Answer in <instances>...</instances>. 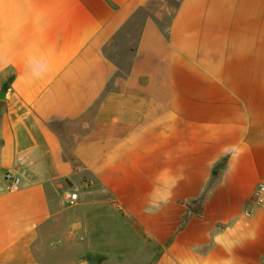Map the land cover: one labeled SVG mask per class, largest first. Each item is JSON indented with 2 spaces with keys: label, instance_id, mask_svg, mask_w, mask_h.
Instances as JSON below:
<instances>
[{
  "label": "crops",
  "instance_id": "1",
  "mask_svg": "<svg viewBox=\"0 0 264 264\" xmlns=\"http://www.w3.org/2000/svg\"><path fill=\"white\" fill-rule=\"evenodd\" d=\"M149 1L5 10L0 264H264V0L148 14L127 66L107 50Z\"/></svg>",
  "mask_w": 264,
  "mask_h": 264
},
{
  "label": "rangeland",
  "instance_id": "2",
  "mask_svg": "<svg viewBox=\"0 0 264 264\" xmlns=\"http://www.w3.org/2000/svg\"><path fill=\"white\" fill-rule=\"evenodd\" d=\"M178 0H150L146 6L141 8L130 19L126 27L123 29L117 43H113L107 50V54L116 60H120L128 66V61L132 57L129 48H131L136 40L141 20L148 14L156 15L160 22L164 25L171 18L174 8ZM92 264H143L135 261H113L109 258L98 257L92 261ZM145 264V263H144Z\"/></svg>",
  "mask_w": 264,
  "mask_h": 264
},
{
  "label": "built area",
  "instance_id": "3",
  "mask_svg": "<svg viewBox=\"0 0 264 264\" xmlns=\"http://www.w3.org/2000/svg\"><path fill=\"white\" fill-rule=\"evenodd\" d=\"M5 181L7 184V190L10 192H16L20 188L21 180L12 172H8L5 175ZM255 204L264 206V184H259L254 191L253 195ZM79 201V195L77 192L65 191L62 196V205L73 206Z\"/></svg>",
  "mask_w": 264,
  "mask_h": 264
},
{
  "label": "clouds",
  "instance_id": "4",
  "mask_svg": "<svg viewBox=\"0 0 264 264\" xmlns=\"http://www.w3.org/2000/svg\"><path fill=\"white\" fill-rule=\"evenodd\" d=\"M17 0H0V19L3 18L5 10L15 8Z\"/></svg>",
  "mask_w": 264,
  "mask_h": 264
},
{
  "label": "water",
  "instance_id": "5",
  "mask_svg": "<svg viewBox=\"0 0 264 264\" xmlns=\"http://www.w3.org/2000/svg\"><path fill=\"white\" fill-rule=\"evenodd\" d=\"M0 97H1V95H0Z\"/></svg>",
  "mask_w": 264,
  "mask_h": 264
}]
</instances>
